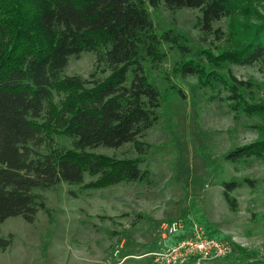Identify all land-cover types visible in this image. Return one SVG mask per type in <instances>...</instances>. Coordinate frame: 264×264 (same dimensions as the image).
<instances>
[{"label":"trees","instance_id":"16d2710c","mask_svg":"<svg viewBox=\"0 0 264 264\" xmlns=\"http://www.w3.org/2000/svg\"><path fill=\"white\" fill-rule=\"evenodd\" d=\"M263 1L0 0V225L11 217L34 223L41 210L51 213L40 192L62 183L85 191L152 182L143 167L150 144L142 139L159 121L162 98L145 63L162 64L164 42L190 48L174 30L157 33L149 7L199 10L195 28L202 41L212 37L220 43L219 54L203 50L213 68L192 60L182 66L183 75L195 74L205 86L219 83L226 95L218 98L235 117L258 119L253 126L259 138L232 149L227 159L264 162V81L219 70L264 66V15L257 8ZM223 19L229 20L226 32L215 28ZM86 52L97 54V66L108 75L64 76L70 59ZM130 143L138 158L92 152ZM245 184L255 187L256 180L223 183L230 210L237 211L233 193ZM13 237H0V249L7 250ZM238 250L237 264H264L255 252Z\"/></svg>","mask_w":264,"mask_h":264},{"label":"rangeland","instance_id":"374dc122","mask_svg":"<svg viewBox=\"0 0 264 264\" xmlns=\"http://www.w3.org/2000/svg\"><path fill=\"white\" fill-rule=\"evenodd\" d=\"M257 8L264 15V1ZM149 10L157 33L174 30L190 48L184 51L164 42L162 64L155 68L145 63L146 74L162 98L159 121L142 139L150 144L143 167L151 172L152 182L85 191L62 183L40 192L51 213L41 210L34 223L11 217L1 224L0 237H14L7 250L0 249V264H157L148 253L179 238L180 234L162 241L161 225L173 219L185 221L181 234L200 225L210 236L232 242L231 254L202 264H237L241 261L239 246L264 260V162L227 159L232 149L259 138L253 126L258 119L244 114L235 117L218 98L226 95L219 83L205 86L195 74L184 77L182 66L192 60L213 68L201 54L203 50L219 54L215 46L220 43L212 37L202 41L201 31L195 28L199 10L173 12L163 4ZM228 24L223 19L215 28L226 32ZM228 69L239 79L264 81L260 64H233L219 70L226 76ZM63 74L86 79L94 74L103 79L108 72L97 66L96 53L86 52L72 57ZM57 139L70 145L67 137ZM92 152L118 159L139 157L131 143ZM245 178L256 180V186L245 184L234 191L238 209L232 211L223 195V183Z\"/></svg>","mask_w":264,"mask_h":264},{"label":"built area","instance_id":"2783aa9c","mask_svg":"<svg viewBox=\"0 0 264 264\" xmlns=\"http://www.w3.org/2000/svg\"><path fill=\"white\" fill-rule=\"evenodd\" d=\"M185 227V221L181 219H173L161 225L163 242L180 235L176 242L161 244L158 250L148 253L155 263L202 264L206 259L221 258L232 253L233 244L230 240L212 237L200 225L193 226L186 235L181 234Z\"/></svg>","mask_w":264,"mask_h":264}]
</instances>
